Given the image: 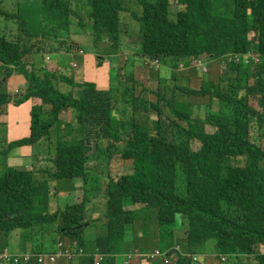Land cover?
<instances>
[{
    "label": "trees",
    "instance_id": "1",
    "mask_svg": "<svg viewBox=\"0 0 264 264\" xmlns=\"http://www.w3.org/2000/svg\"><path fill=\"white\" fill-rule=\"evenodd\" d=\"M121 1L41 0V28L32 32L19 9L7 11L0 0V21H12L0 28V115L11 101L15 106L32 100L41 104L30 106L28 137L1 147L0 163H7L14 147L32 148L43 139L55 150L49 152L51 164L43 160L51 166L41 182L36 181L35 167L7 168L0 177V250L7 248L15 231L26 234L25 241L34 245L43 244L38 238L51 231L78 243L69 260L76 256L85 260L83 264H93L82 234L90 221L92 200L101 197L102 232L98 231L94 247L106 258L129 248L125 227H133L136 238V219L144 223L155 212L160 227L183 217L185 253L177 247L168 251V246L165 252L153 251L163 255L150 263L198 264L200 257L214 255L225 264L246 259L264 264V0H137L140 13H130ZM123 13L139 26L136 56L170 70L162 93L141 83L137 92L132 71L123 78L119 75L120 86L112 91L96 89L91 82L77 83L56 68L28 63L27 57H44L54 47L70 52L72 36H90L97 45L95 54L106 41L109 49L103 51L116 55ZM248 55L259 62L250 58L245 62ZM196 59L204 64H196ZM191 69L188 82L197 78L198 86L176 84L177 78L182 81L178 75L191 76ZM14 73L27 87L11 100L3 91V79ZM57 83L70 92L56 89ZM73 89L80 95L73 96ZM176 92L190 98L187 110L175 104ZM195 106L204 112L203 119L193 117ZM116 110L114 119L111 113ZM67 111H72L71 122L60 118ZM141 115L145 117L140 119ZM76 127L77 139L72 136ZM114 158L131 161L133 173L117 180L99 176L95 168ZM43 165L40 172L47 170ZM63 179L82 181L83 198L54 209L50 202L55 194L47 180L64 183ZM89 180L97 182L95 197L88 195ZM49 225L55 227L49 230ZM164 233L175 235L173 230ZM140 235L143 240L151 238ZM41 251L34 247L26 253ZM164 255L172 259L166 263ZM28 264L51 263L35 258Z\"/></svg>",
    "mask_w": 264,
    "mask_h": 264
},
{
    "label": "rangeland",
    "instance_id": "2",
    "mask_svg": "<svg viewBox=\"0 0 264 264\" xmlns=\"http://www.w3.org/2000/svg\"><path fill=\"white\" fill-rule=\"evenodd\" d=\"M123 1V2H122ZM122 6L126 7L127 9H129L130 13H140L141 12V7L138 3L137 0H122ZM153 1V0H151ZM219 3L222 2V0H218ZM4 7L7 11L10 12H16L17 9H19V12L21 13V15L27 20L28 23V27H30V31L32 32H38L41 28V24H40V8H42V4H41V0H2ZM75 7L77 9H79V6H77V4H75ZM71 19L73 20L72 22H75V18L71 17ZM12 21H0V28L2 29L4 27V24H11ZM76 23V22H75ZM16 26V25H15ZM14 27V25H13ZM12 27V28H13ZM138 23L134 22L131 18V16L128 13H123L121 15V35H122V43L120 45V50L118 51V53L116 55H111L108 52H104L103 49H109L108 44L106 41H104L103 44L101 45V52H98V54L92 52V50H94L93 48L97 45H95L93 43V40L90 36H82V37H77L73 39V44L71 45V50L77 51V45L76 44H80L82 47H84L87 51L85 53V55H92L95 59V61H97L100 65H107V66H111L112 70V74H110L111 70L108 68V73L111 75V81L110 84L107 88L111 89L112 91H115L119 86V75L121 76V78H123L124 73H128L129 71H132L133 74V78L135 79L136 82H138V84L136 85V91L138 92L141 89V85L140 83L148 88L151 91H155V90H159L160 93L163 92V87H164V83L165 82H169L168 80H170V70L157 66V63H149V61L145 58V61L136 56V54L134 53L136 51V41H137V32H138ZM74 30H78V27L76 26V24H74ZM13 33V35H16V30L14 29L13 31H11ZM73 32V31H72ZM71 32V34H72ZM75 48V49H74ZM53 51V52H49L48 55L49 57L52 59V62L55 64L57 61L60 62H65L62 65H60V70L59 74L62 76H67V77H73V70H80L81 69V64L80 62H78L80 60L81 57V52L78 51L75 55L76 59L73 60V58H71L69 56V52L67 49L66 52L64 51V49L60 50V51H56L55 47L51 48L48 51ZM50 60V59H49ZM129 60V61H128ZM195 62L198 63V65H200L202 63V59L195 60ZM73 64L72 66L70 64ZM131 63H133V66L131 65ZM95 64V62H94ZM80 65V67H79ZM96 65V64H95ZM93 70L96 69L93 65H91ZM63 67V68H62ZM96 67H99L96 65ZM29 68V67H28ZM74 68V69H73ZM92 68L89 66H86L85 68V74L86 77L88 78H94V81L97 85V87H101L102 85H105L104 82L101 79V75H96V73H94L92 71ZM99 68H104V67H99ZM49 69V68H47ZM116 70V71H114ZM193 69L190 70L191 76H181L180 74L178 75V77L182 78V81H180L177 78L176 84H181V85H190L193 87L198 86L199 84V79L194 78L192 81L190 80V83L188 82V79L193 78ZM95 71V70H94ZM188 73V72H187ZM3 75V72L0 71V77ZM118 79V81H117ZM4 80V79H3ZM75 81H77V77H75L74 79ZM87 82V81H85ZM55 88L60 90L63 93H68L70 92L71 88H69L68 86L64 85V84H60L57 83L55 85ZM9 90V86L8 84L5 85L3 91L8 92ZM101 90H105V89H101ZM80 91L73 89V96H79ZM190 98L187 97V95H184L180 92H176L175 94V104L178 105L179 107H181V109L183 110H187V107L190 105ZM256 100L255 99H251L250 100V104L252 106H256L255 105ZM41 104L38 102V100L34 101L33 106L37 107L40 106ZM118 106V104H117ZM177 106V107H178ZM115 110V109H114ZM192 111V115L193 117L197 116V117H201L202 119L205 117L204 112L199 110L197 106L193 107ZM112 117L114 119L117 118V115L119 114V112L113 111L112 113ZM145 116H139L140 119H142ZM60 118L62 119V121H68L71 122V120H73V116H72V111H67L64 112L60 115ZM75 123V122H74ZM73 123V124H74ZM206 131H209L208 126H205ZM75 131V130H74ZM79 128L76 127V131L72 132V136L73 138H79L80 137V132ZM6 141V128L2 127L0 128V142L1 141ZM54 141V140H53ZM1 147V146H0ZM4 148H1L0 151H3ZM49 152L50 153H55L54 150V146H52V143H49L48 139H43L40 140L35 146H33L32 149V154L38 156L39 154L41 156H38L37 158L34 157H28V158H22V162L20 160H16L19 161L17 163V165L15 164H1L0 163V177H2L5 173V169L7 168H19L22 169L23 168H27V169H33L34 165H37L38 168L40 166V164H44V162L47 161L49 163ZM2 156L0 155V158ZM8 160V159H7ZM14 161V162H16ZM94 162H91L90 165L94 166L93 164ZM49 164H45L43 165V168L46 170L48 169ZM96 167V166H95ZM133 165L130 162H123L121 161L119 158H114L113 160L109 161V163H105L102 165H99V167L95 168L97 174L99 176L102 177H111L113 180H117L120 176L122 175H127V174H132L134 171V168H132ZM35 175L36 177V181L41 182L43 179V176H39ZM90 180L91 177H89ZM88 183L87 189H88V195L95 197L97 196V192H96V188L97 187V182L90 181ZM61 181H56V180H47V187L50 189V192L54 193L55 195H52V201L50 202V205H52V207L55 208H62L65 204H73V203H79L80 201H82L83 198V184L82 181H69L66 179H63ZM94 186L91 188V186ZM99 186V185H98ZM95 188V189H94ZM56 191V193H55ZM99 200H101V197H95L92 202L93 205L91 206V211H90V221H93L90 224V221L88 222V226L89 228L86 230L85 235L84 232L82 234V240L84 245L86 244L85 242V238L86 239H91L93 237V234L98 237V231L102 232L101 230V225L102 222L100 221V218L102 217V213H103V209H101L102 206L99 205ZM94 211V212H93ZM93 212V213H92ZM94 214V215H93ZM93 215V219L91 218ZM156 215L155 212L151 213V215H149L148 217H146L144 223L142 221H140L138 218L136 219V224L135 226V237L133 239L132 242H130L129 244V248H127L128 253H132L134 255H136L137 253H139L142 257V261L139 260V258L134 257L135 260H139L143 263L144 262H150L149 259H147V256L149 254H151L153 251L155 250H161L163 252L167 251L166 247H168L171 244H179L181 246V250L182 253H185L184 251V243L182 241L181 238L185 237L186 234V229L185 226H183L185 224V222H183V217L182 216H177L176 220L173 222L172 225H170L169 227H160L157 226L156 223ZM140 224H142L140 226ZM91 226L96 229L94 230L93 228H91ZM55 225H49L47 228L49 230H51L52 228H54ZM147 227L148 230H143L139 229V228H145ZM184 227V229H183ZM86 229V228H85ZM133 227H125L124 230V240L125 241H129L132 237V232H133ZM173 230V234H175L174 236L179 237L180 234V238L178 239H174V236H171V238L166 235V233L164 232H169ZM174 230H181V232L178 234L176 233ZM139 233H142L143 236L147 235L151 238L143 240L142 242H140L141 236H139ZM162 233V234H161ZM178 234V235H177ZM59 236V235H58ZM139 236V237H138ZM22 239L25 241L27 240V236L26 234H23ZM59 239H65L67 240L68 238H61L59 236ZM43 240V245H44V241H46V238H38V241ZM49 240H51L52 242H54L55 237L51 234V236L49 237ZM69 240V239H68ZM61 242L64 247L66 249H71L74 250L76 247H78V243L77 245L73 244V241H69L67 244L64 243L63 241H58ZM48 244L49 248L54 247V244L52 243H46L44 246H46ZM132 245H134L132 247ZM88 248V253L86 254L87 257H95L98 255V251L95 250L94 245L91 246H85ZM208 248H212L211 243L208 244ZM262 249V247H261ZM53 250H56V244ZM52 251V250H51ZM170 251V250H169ZM262 251L264 252V248L262 249ZM49 251H44L43 253H48ZM138 257V256H137ZM210 257V258H209ZM209 257H200L198 264H225L224 262L220 261V258H218L217 256L215 257L214 255H209ZM133 259V260H134ZM59 260H69L68 257H62ZM58 260V261H59ZM57 261V262H58ZM56 262V263H57ZM243 263H237V264H253L252 262L249 261V259H246L244 261H242ZM132 264H138L137 262L135 263L134 261L130 262ZM160 264V263H159ZM172 264V262L170 263ZM226 264H232L229 261H226Z\"/></svg>",
    "mask_w": 264,
    "mask_h": 264
},
{
    "label": "crops",
    "instance_id": "3",
    "mask_svg": "<svg viewBox=\"0 0 264 264\" xmlns=\"http://www.w3.org/2000/svg\"><path fill=\"white\" fill-rule=\"evenodd\" d=\"M73 36L71 37V45L74 43L73 42ZM77 45V51L74 50H70V52L68 53L69 56L71 58L76 59L75 55L79 50H82L79 48L80 44H76ZM75 49V48H74ZM83 51V50H82ZM80 60L78 62H80L81 64V69L80 70H73V78L75 79V77H77V83H81V82H91L92 84L95 85L96 89H105L107 90L110 81H111V75L112 74V70L111 66H107V65H100L97 61H95L94 57L92 55H85L84 51L83 54H80ZM50 59V60H49ZM27 61L28 63L30 62H35L36 64H39L40 66H42V64H44V67L47 66V68H56L57 70H60V65H62L65 62H60L57 61L55 64L52 62V59L49 57L48 54H45L44 57H40V56H29L27 57ZM99 67H104V68H99L96 67V65ZM71 66L73 65L72 63L70 64ZM93 65L96 69L93 70L92 66ZM86 66H89L92 68V71L94 73H96V75H101V79L104 82L105 85H102L101 87H97L94 78H88L86 77L85 74V68ZM80 67V65H79ZM63 68V67H62ZM108 68L111 70L110 74L108 73ZM74 69V68H73ZM116 71V70H114ZM5 79V78H4ZM4 81V80H3ZM5 84L9 86V90H8V95L10 97V99L12 100V97L14 95H18L19 97H21V95L23 94V92L25 91L26 87H27V82L25 81V79L14 73L13 75H11L9 78H7V80L5 79ZM2 88H0L1 90ZM35 100L32 101H26L20 105L15 106L14 104H12L13 102L11 101L8 105L4 106L2 108V113L0 115V128L5 127L6 128V141H1L0 142V146L3 147V145L5 147H7L9 145L10 142H15L21 139H24L26 137H28L29 135V125H30V120H31V108L30 106L34 104ZM39 102V101H38ZM0 147V149H1ZM32 149L30 146H22V147H14L13 149L10 150V153L8 154V160H7V165L10 164H15L17 165V163L19 161L16 160H22V158H28V157H34L37 158L38 156H41L40 154L38 156L32 154ZM16 161V162H14ZM21 163H23L21 161ZM44 163V162H43ZM45 164V163H44ZM51 164V163H49ZM43 165V164H42ZM51 165H48V167ZM36 168L37 170V175L40 174L39 176H46V174L49 171V169H47L45 172H40V166L38 168L37 165H34L33 168ZM13 168V167H12ZM89 228V226H87V228L84 231V235L86 230ZM91 228H93L91 226ZM94 229V228H93ZM96 230V229H94ZM176 233H180L181 230H174ZM51 234L55 237L54 242H52L51 240H49V237L51 236ZM177 234V235H178ZM23 234L22 232L19 231H15L13 234L10 235L9 240L7 241V249L9 250V252L11 253H16V254H20V253H26L29 251V249L32 248H42V251H49V252H53L55 250V244H57L58 241H63L64 243H68L70 240H65V239H59L58 234L55 232H48V234L44 237L46 238V241H44V245L46 243H52L54 244V247L49 248L48 244L46 246H44L43 244H39V245H34L31 241L30 242H26L22 239ZM180 238V234L179 237L174 236V239H178ZM134 239V235L132 232V237L128 242V244H130V242H132ZM182 241L184 240V238H181ZM2 240V238H0V241ZM96 240L97 237L93 234V237L91 239H86L85 238V242L86 244L84 246H91V245H95L96 244ZM72 242V241H71ZM140 242H142V236L140 239ZM184 243V242H183ZM38 244V243H37ZM69 244V243H68ZM177 244V243H176ZM171 244L169 245V250L173 249V248H178L180 253L182 254V250H181V246L179 244ZM134 245H132L133 247ZM52 250V251H51ZM41 251V252H42ZM139 253H137L136 255L132 254V253H128L127 251L120 253V254H116V255H111L108 258L105 257V264H127V262H129V264H132L130 262L134 261L135 263L137 262L138 264H153L150 262H144L143 263L139 260L138 261L134 259V257H136ZM204 257H209V256H204ZM210 258V257H209ZM134 259V260H133ZM85 260H82L80 258H77L76 256L72 259V260H59L57 263L54 264H83ZM159 263V262H158ZM157 263V264H158Z\"/></svg>",
    "mask_w": 264,
    "mask_h": 264
},
{
    "label": "built area",
    "instance_id": "4",
    "mask_svg": "<svg viewBox=\"0 0 264 264\" xmlns=\"http://www.w3.org/2000/svg\"><path fill=\"white\" fill-rule=\"evenodd\" d=\"M252 59L254 62H258V58L255 56L248 55L245 57L244 61L247 62L248 60ZM235 61H238V57H235ZM154 63H157L154 61ZM197 64V62H196ZM204 64V62L202 63ZM158 66V65H157ZM205 70V69H204ZM177 254V253H176ZM175 253L173 255H176ZM163 254L154 252L147 256V259L153 260L154 258L160 257ZM73 256L72 252L69 249H66L64 245L61 242H58L56 244V250L53 252L48 253H41V254H30V253H20V254H14L9 252V250L6 248L0 250V264H28L32 260L36 258V261L38 263H44L49 262L51 264L55 263L58 259L62 257H68L71 258ZM168 257V259L165 261L166 263L169 262V260L172 259V256H163V258ZM162 258V259H163ZM193 261L196 262L197 259L193 258ZM93 264H104V258L101 255H97L93 258Z\"/></svg>",
    "mask_w": 264,
    "mask_h": 264
},
{
    "label": "clouds",
    "instance_id": "5",
    "mask_svg": "<svg viewBox=\"0 0 264 264\" xmlns=\"http://www.w3.org/2000/svg\"><path fill=\"white\" fill-rule=\"evenodd\" d=\"M79 51L81 52V54H83V51H82V50H79ZM144 61H145V59H144ZM145 62H146V61H145ZM258 62H259V61H258ZM149 63H154V61H153V62H149ZM157 64H158V63H157ZM0 65H1V63H0ZM17 96H18V95H14V96L12 97V100H14V98L17 97ZM12 102H13V101H12ZM57 243H58V242H57ZM73 244H74V245H77V243H76L75 241H73ZM69 250H70L71 252L73 251V250H71V249H69ZM176 253L178 254V252H176ZM151 254H152V253H151ZM98 255L103 256V255H102L101 253H99V252H98ZM149 255H150V254H149ZM137 256H138V257H141L140 254H138ZM91 258H92V261H93V258H94V257H91ZM103 258H104V264H105V257L103 256ZM141 258H142V257H141ZM139 259H140V258H139ZM57 261H58V260H57ZM57 261H56V262H57Z\"/></svg>",
    "mask_w": 264,
    "mask_h": 264
},
{
    "label": "water",
    "instance_id": "6",
    "mask_svg": "<svg viewBox=\"0 0 264 264\" xmlns=\"http://www.w3.org/2000/svg\"><path fill=\"white\" fill-rule=\"evenodd\" d=\"M4 81H5V79H4Z\"/></svg>",
    "mask_w": 264,
    "mask_h": 264
}]
</instances>
